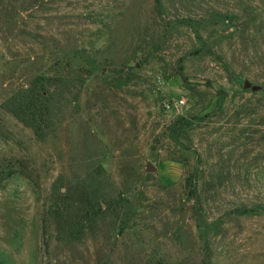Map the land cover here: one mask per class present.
<instances>
[{"label":"rangeland","instance_id":"obj_1","mask_svg":"<svg viewBox=\"0 0 264 264\" xmlns=\"http://www.w3.org/2000/svg\"><path fill=\"white\" fill-rule=\"evenodd\" d=\"M263 186L264 0H0V264H264Z\"/></svg>","mask_w":264,"mask_h":264},{"label":"built area","instance_id":"obj_2","mask_svg":"<svg viewBox=\"0 0 264 264\" xmlns=\"http://www.w3.org/2000/svg\"><path fill=\"white\" fill-rule=\"evenodd\" d=\"M186 100L184 98H177L175 100L168 101L164 104V108L168 112L180 113L185 107Z\"/></svg>","mask_w":264,"mask_h":264},{"label":"water","instance_id":"obj_3","mask_svg":"<svg viewBox=\"0 0 264 264\" xmlns=\"http://www.w3.org/2000/svg\"><path fill=\"white\" fill-rule=\"evenodd\" d=\"M242 86L245 90H251L252 92H259L262 89L260 85L254 84L249 79H244ZM154 169H155L154 165L151 162H149L147 166V171L151 172Z\"/></svg>","mask_w":264,"mask_h":264},{"label":"crops","instance_id":"obj_4","mask_svg":"<svg viewBox=\"0 0 264 264\" xmlns=\"http://www.w3.org/2000/svg\"><path fill=\"white\" fill-rule=\"evenodd\" d=\"M257 186V185H256ZM258 187V186H257ZM262 191V193H263V195H262V203H263V205H264V186L261 188H259V191ZM263 222H264V218H263ZM254 227H257V225L255 224L254 225ZM251 233V232H250ZM248 234L249 233H247V235H246V238H244V239H240L241 237H239V241H241V242H239L238 241V245L239 246H242V245H244V244H246L247 242H248V240H249V237H248ZM237 246V245H236ZM245 249V248H244ZM244 249H242V250H240V252H244Z\"/></svg>","mask_w":264,"mask_h":264},{"label":"trees","instance_id":"obj_5","mask_svg":"<svg viewBox=\"0 0 264 264\" xmlns=\"http://www.w3.org/2000/svg\"><path fill=\"white\" fill-rule=\"evenodd\" d=\"M9 175H11L12 173L10 172V173H8Z\"/></svg>","mask_w":264,"mask_h":264}]
</instances>
